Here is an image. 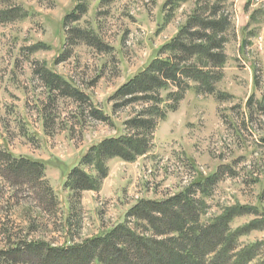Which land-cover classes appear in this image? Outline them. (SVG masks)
I'll list each match as a JSON object with an SVG mask.
<instances>
[{"label": "rangeland", "instance_id": "1", "mask_svg": "<svg viewBox=\"0 0 264 264\" xmlns=\"http://www.w3.org/2000/svg\"><path fill=\"white\" fill-rule=\"evenodd\" d=\"M214 9L230 24L215 94L192 83L157 122L145 155L108 160L98 190L73 192L72 170L103 141L133 134L128 123L151 107L123 106L117 91L165 57L162 48L194 16ZM8 154L43 164L45 173L33 187L0 171V253L15 243L82 245L125 222L137 228L127 215L140 201L164 200L220 172L197 195L202 222L233 207L251 210L231 230L261 222L238 245H259L253 263L264 261V0H0V166ZM82 168L99 179L93 166Z\"/></svg>", "mask_w": 264, "mask_h": 264}, {"label": "trees", "instance_id": "2", "mask_svg": "<svg viewBox=\"0 0 264 264\" xmlns=\"http://www.w3.org/2000/svg\"><path fill=\"white\" fill-rule=\"evenodd\" d=\"M84 10L85 7L79 5L76 12L83 14ZM8 15L10 13H5ZM76 17L75 13L73 18ZM229 25L228 17H219L216 9L210 16H194L162 48L161 54L165 57L153 60L119 89L114 99L120 100L123 106L143 101L151 103V107L128 123L133 134L107 139L94 147L81 166L72 170L67 187L76 193L98 190L101 180L107 177L108 160L120 158L132 162L145 155L157 122L164 120L168 111L177 109L192 83L196 84L197 91L215 94V84L221 80L227 62L224 35ZM78 35L89 44H98L86 33L78 32ZM65 92L82 98L68 89ZM164 92L166 98L161 97ZM98 118L106 120L102 113ZM3 163L0 171L11 183L38 187L44 177L45 166L41 163L16 160L9 154ZM82 166H93L99 179ZM219 179L220 172L164 200L140 201L127 215L137 221V228L125 222L106 235L69 247L15 243L0 253V259L5 260V264H254L259 245L239 250L238 240L261 222L231 230L233 219L251 210L233 207L212 222H202L206 206L197 195H206ZM45 194L50 199L47 203L55 206L50 187Z\"/></svg>", "mask_w": 264, "mask_h": 264}]
</instances>
